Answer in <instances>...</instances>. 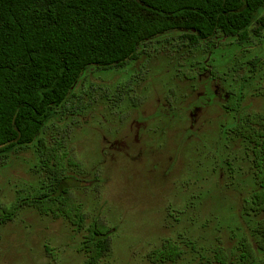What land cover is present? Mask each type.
Listing matches in <instances>:
<instances>
[{
  "label": "rangeland",
  "instance_id": "obj_1",
  "mask_svg": "<svg viewBox=\"0 0 264 264\" xmlns=\"http://www.w3.org/2000/svg\"><path fill=\"white\" fill-rule=\"evenodd\" d=\"M238 91L264 116V30L244 44L219 35L195 46L172 33L121 68L83 75L41 138L60 143L67 175L85 182L71 193L87 223L115 229L104 264H150L167 238L182 243L175 264H209L217 245L231 248L254 228L240 214L254 188L242 146L217 141L220 105ZM44 185L37 146L0 158V207ZM79 240L64 220L26 206L0 225V264H81Z\"/></svg>",
  "mask_w": 264,
  "mask_h": 264
},
{
  "label": "trees",
  "instance_id": "obj_2",
  "mask_svg": "<svg viewBox=\"0 0 264 264\" xmlns=\"http://www.w3.org/2000/svg\"><path fill=\"white\" fill-rule=\"evenodd\" d=\"M263 12L264 0H0V158L37 146L47 180L38 196L0 207V225L32 207L64 220L80 237L81 264H104L115 229L97 219L87 223L85 208L71 193L85 182L67 175L61 144L47 146L41 138L56 111L91 68H121L142 45L172 33L192 46L209 45L219 35L244 44L264 30ZM211 67L215 78L218 69ZM242 98L240 91L229 93L220 105L217 141L237 139L242 146L254 188L241 197L240 214L255 226L235 246L217 245L209 264H264V116L242 106ZM181 244L167 238L147 260L175 264L184 253Z\"/></svg>",
  "mask_w": 264,
  "mask_h": 264
}]
</instances>
